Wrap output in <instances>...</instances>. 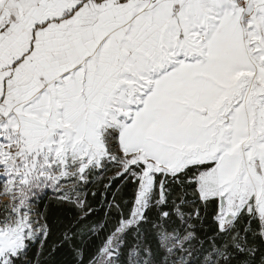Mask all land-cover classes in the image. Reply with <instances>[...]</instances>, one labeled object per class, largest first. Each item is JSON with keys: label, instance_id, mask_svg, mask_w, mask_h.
Returning a JSON list of instances; mask_svg holds the SVG:
<instances>
[{"label": "snow or ice", "instance_id": "obj_1", "mask_svg": "<svg viewBox=\"0 0 264 264\" xmlns=\"http://www.w3.org/2000/svg\"><path fill=\"white\" fill-rule=\"evenodd\" d=\"M0 264H264V0H0Z\"/></svg>", "mask_w": 264, "mask_h": 264}]
</instances>
